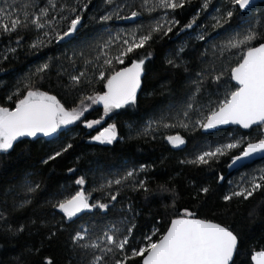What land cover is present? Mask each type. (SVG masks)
<instances>
[{"label": "trees", "instance_id": "1", "mask_svg": "<svg viewBox=\"0 0 264 264\" xmlns=\"http://www.w3.org/2000/svg\"><path fill=\"white\" fill-rule=\"evenodd\" d=\"M224 1L183 0L182 7L172 9L160 6V0H0V9L25 21L15 31L0 29V106L13 109L29 89H38L71 109L84 97L106 91L101 72L107 76L145 61L134 104L107 115L102 104H93L50 140H22L0 151V264H47L49 259L53 264H117L145 244L154 229L159 232L153 239L166 232L183 209L229 227L239 241L233 264H252L253 253L264 249V187L248 199L224 197L250 188L254 178L264 184L259 180L264 161L229 171L234 157L262 136L255 129L205 135L195 123L234 90L231 69L246 48L264 43V4L248 12L235 5L229 17ZM41 9L47 16L40 20L45 27L38 28L32 20ZM133 12L136 19L126 23ZM76 16L81 17L77 29L58 39ZM249 31L257 36L250 45L228 47ZM133 35L151 39L129 53L124 64L114 59L111 67L104 64ZM95 120L116 125L113 143L93 139L98 127L86 123ZM177 134L185 140L178 147L167 140ZM229 143L239 147L208 164L188 163ZM57 152L61 155L49 159ZM79 178L83 185L76 183ZM79 190L108 207L68 219L56 205ZM105 233L127 237L128 244L120 250L107 243ZM77 234L84 239L76 240ZM127 264H142V258Z\"/></svg>", "mask_w": 264, "mask_h": 264}, {"label": "snow or ice", "instance_id": "2", "mask_svg": "<svg viewBox=\"0 0 264 264\" xmlns=\"http://www.w3.org/2000/svg\"><path fill=\"white\" fill-rule=\"evenodd\" d=\"M239 8H248L253 0H232ZM160 6L175 9L183 6V0H160ZM206 6V5H205ZM137 13L133 12L132 16ZM231 12L228 13L230 17ZM14 12H5L0 9V29L4 31H15L18 26L25 23ZM47 16V11L41 9L40 16H36L32 23L38 28L45 27L41 23V17ZM27 17V13L25 14ZM111 17L105 16L104 20ZM81 22V17L76 16L72 19L68 31L58 36L63 39L77 29V25ZM191 27V25H188ZM161 26H157L154 31H159ZM171 27L167 31H171ZM151 39V35H143L136 37L133 35L130 40H124V47L118 55L107 58L104 64L109 67L113 64V59L124 64V58L134 50L143 48ZM257 39L256 33L249 31L242 39H236L229 43L228 47L240 48L250 45L253 40ZM37 45L34 44L33 47ZM171 63V61H169ZM144 59L133 61L131 66L124 67L120 70L107 75L100 73V79L105 80L104 87L106 91L86 96L81 99L79 106L71 109L66 108L55 95L40 90L29 89L22 99H19L13 109L0 106V151H8L13 147L21 137H35L37 134L50 136L56 133L61 127L67 126L81 120L85 112L89 110L93 104H102L104 114L111 113L114 109L123 108L125 105L134 104L137 98V91L141 87V76L144 73ZM48 65L42 66L41 70L47 69ZM223 73L216 76L219 81ZM231 80L235 81V88L227 93L220 100L216 107L209 111L208 115L203 119L196 121L200 127L205 129L215 128L219 125L235 124L245 129L252 128L254 125H264V43L258 46H250L242 53L239 62L231 69ZM79 77H73L77 83ZM11 99V97H9ZM187 115V113H185ZM100 120L90 121L86 123L88 128H92L94 124H99ZM175 125H164V127H174ZM181 127H188L187 124H181ZM94 140L100 143L111 144L117 139V129L115 124H111L104 128ZM167 140L173 146H180L185 140L180 135L168 136ZM69 147H71L69 145ZM239 147V143H229L223 148H216L215 151L204 152L195 160L188 161L192 164H208L218 155H224L227 150ZM67 150V149H65ZM264 154V139H260L255 143L249 142L242 152V155L236 156L233 163L251 157L255 154ZM61 153L57 152L49 159L54 160ZM47 163V161H45ZM132 172L128 176H132ZM222 179V177H221ZM264 182V174L259 177ZM77 184L83 185L85 180L79 178ZM115 183L119 184L120 180ZM140 187H144L141 183ZM264 187V184L256 182L255 178L251 182L250 188H242L240 191L225 196V200H231L233 196L244 197L248 199L253 193ZM145 191L147 189L145 188ZM201 191L208 192V188ZM116 196H111L112 200H116ZM68 219H72L79 213L90 210L94 207L106 209L107 204H90L89 197L83 190L77 191L74 195L66 198L56 205ZM159 229H154L150 235L145 237L146 243L138 249H133L124 260L117 261V264H127L130 258L141 257L142 264H233V257L237 253L238 236L226 226L215 223L210 220L197 218L195 213L189 209H183L181 214L170 221L166 232L160 234L157 239ZM107 243L115 245L123 250L128 244V239L118 240L114 235L105 233ZM76 240L84 239V236L77 234ZM93 247H100L94 244ZM106 251L111 252L112 248ZM254 264H264V249L255 251L251 257ZM47 264H53L49 259Z\"/></svg>", "mask_w": 264, "mask_h": 264}, {"label": "water", "instance_id": "3", "mask_svg": "<svg viewBox=\"0 0 264 264\" xmlns=\"http://www.w3.org/2000/svg\"><path fill=\"white\" fill-rule=\"evenodd\" d=\"M259 4H264V0H253V3L248 8H245V9H241L240 8V9L245 11V12H248V11L252 10L253 8H255ZM135 19H136V16H132V17L128 18L125 22L126 23H130V22H133ZM129 66H131V64L126 66V67H129ZM142 78H143V74L141 76V82H142ZM232 82L235 85V81L232 80ZM138 91H137V93H138ZM259 126H262V125H254L253 127H259ZM234 128L240 129L241 131H248L249 129H251V128L245 129V128H243V127H241L239 125H235V124H227V125H219V126H217L215 128H210V129L202 128V133L205 134V135H210V134H215V133L223 131V130L234 129ZM57 132L52 134V135H50V136H45L43 134H37V136H35V137H21L16 142H19V141H22V140H36V139L50 140L52 137H54L57 134ZM240 155H242V154H240ZM261 160H264V154H259L258 153V154H255V155L251 156V157L243 158V159L237 161L236 163H233V161H232L231 164H230L229 171L230 172L235 171V170L243 168L245 166L252 165L255 162L261 161ZM83 212H85V211H83ZM83 212L79 213L77 216H79ZM77 216H75V217H77ZM238 245H239V241H238ZM235 256H236V254L233 257V261L235 259ZM251 262H252V264H254V261L252 259H251Z\"/></svg>", "mask_w": 264, "mask_h": 264}, {"label": "rangeland", "instance_id": "4", "mask_svg": "<svg viewBox=\"0 0 264 264\" xmlns=\"http://www.w3.org/2000/svg\"><path fill=\"white\" fill-rule=\"evenodd\" d=\"M226 3V7H227V13H229L234 7H235V4L232 2V0H225L224 1ZM112 121V120H110ZM97 126L98 127V130H97V134H99L101 131H103L104 128L108 127L109 125L105 124L104 121H101L99 124H94L93 127ZM236 129V128H234ZM80 191V190H79ZM86 194V193H85ZM87 195V194H86ZM88 196V195H87ZM89 197V203L90 204H98L96 202H93V200ZM96 208H99V207H94L90 210H85V211H93L94 209ZM102 209V208H101ZM102 210H105V209H102Z\"/></svg>", "mask_w": 264, "mask_h": 264}, {"label": "flooded vegetation", "instance_id": "5", "mask_svg": "<svg viewBox=\"0 0 264 264\" xmlns=\"http://www.w3.org/2000/svg\"><path fill=\"white\" fill-rule=\"evenodd\" d=\"M264 125H262V126H259V127H252L251 129H255V130H257L259 133H260V135L262 136V138L261 139H264V129L262 128ZM251 129H249L248 131H250ZM240 130V129H239ZM244 132H247V131H244ZM257 142V141H256ZM252 143H255V142H252ZM247 147V146H246ZM245 147V148H246ZM245 150V149H244ZM261 161H264V160H261ZM257 162H259V161H257ZM256 163V162H255Z\"/></svg>", "mask_w": 264, "mask_h": 264}]
</instances>
